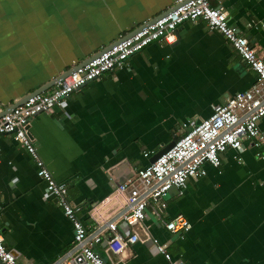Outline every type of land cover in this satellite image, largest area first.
<instances>
[{"label":"crops","instance_id":"crops-1","mask_svg":"<svg viewBox=\"0 0 264 264\" xmlns=\"http://www.w3.org/2000/svg\"><path fill=\"white\" fill-rule=\"evenodd\" d=\"M177 0H0V116L14 104L172 9ZM228 24L264 60V0H216ZM174 43L155 42L125 67L104 74L37 115L29 132L38 154L91 224V207L148 166L152 154L201 121L212 107L246 91L256 74L231 43L199 19L177 28ZM179 35V37H178ZM53 87L45 90L46 93ZM259 127L264 133V119ZM229 150L217 168L172 188L161 219L143 222L185 264H264V159L250 140ZM183 216L188 232L164 226ZM0 226L20 264H52L73 241V228L25 148L0 135ZM142 240L144 231L137 228ZM107 264H170L151 241L122 255L98 247Z\"/></svg>","mask_w":264,"mask_h":264},{"label":"built area","instance_id":"built-area-1","mask_svg":"<svg viewBox=\"0 0 264 264\" xmlns=\"http://www.w3.org/2000/svg\"><path fill=\"white\" fill-rule=\"evenodd\" d=\"M214 1L177 0L176 5L163 16L132 36L121 37L122 40L78 67L50 91L30 96L24 104L0 117V135L12 136L26 149L37 167L38 177L45 184V195L56 199L72 225L74 236L70 248L52 264H107L98 250L99 246L104 244L107 253L122 255L127 247L139 241H151L170 264H185L182 259L172 258L167 246L143 228L147 213L151 211L161 219L172 188L182 195L189 179L206 175L205 164L219 167L222 154L229 150L238 154L244 151L245 140H250L258 150V156L264 159V133L259 127L260 120L264 119V60L258 56L250 40L228 24L225 11L214 6ZM199 19L231 43L255 72V83L250 89L230 97L226 103L214 105L209 118L185 123L182 135L175 140L172 148L140 169L133 178L117 185L105 200L91 207L88 214L91 224L86 226L79 217L82 208L69 199L68 185L57 182L39 156L29 132L31 121L41 113L63 107L75 91L108 72L125 67L129 58L152 43H174L181 24ZM156 153H146L145 157H153ZM163 223L167 230L177 234L186 233L191 228L183 216ZM137 228L144 231V240ZM3 232L0 226L1 262L20 264L17 256L6 246Z\"/></svg>","mask_w":264,"mask_h":264},{"label":"water","instance_id":"water-1","mask_svg":"<svg viewBox=\"0 0 264 264\" xmlns=\"http://www.w3.org/2000/svg\"><path fill=\"white\" fill-rule=\"evenodd\" d=\"M163 14H165V13H163ZM163 14H161V15H159L158 17L152 19V20L149 21L148 23L143 24V25L140 26L138 29H136V30H134L132 33H130L129 35L124 36L123 39H126V38L132 36L133 34H135L136 32H138L139 30H141L142 27L146 26L147 24H150V23L153 22L155 19H158V18H160L161 16H163ZM177 33H178V32L176 31V34H177ZM178 37H179V35H178ZM120 40H122V39H120ZM120 40H118V41H116L115 43H113V45L116 44L117 42H119ZM113 45H111V46H113ZM111 46H110V47H111ZM110 47H108V48H106V49H103V50L100 51V53H98L97 55H94V56L90 57L89 59H87L86 61H84L83 63H81L80 65H77L75 68L70 69L69 71H67V72L64 73L63 75L57 77L55 80L52 81V83H50L49 85H47V86H45V87H43V88H41V89L35 91L34 93L28 95V96H27L25 99H23L21 102H17L16 104L13 105L12 110L15 109L16 107H18V106L24 104V103L29 99L30 96H32V95H34V94H37V93H43V92H45L46 89H48V88H50V87H54L58 82L62 81L64 78H66L69 74H71L73 71H75L78 67L84 66V65L87 64L89 61H91L92 59L96 58L97 56H99L100 54H102L103 52H105L106 50H108ZM8 112H10V111H8ZM8 112H7L6 110H4V113H3L2 115L6 114V113H8ZM2 115H1V116H2ZM1 116H0V117H1ZM174 145H175V141L171 142V143H170L169 145H167L164 149H162L161 151L157 152V153H156L155 155H153V157L151 158L150 163L155 162L158 158H160L163 154H165V153H166L170 148H172ZM13 253H14V251H13ZM14 254H16V253H14ZM0 264H3V263L1 262V260H0Z\"/></svg>","mask_w":264,"mask_h":264}]
</instances>
